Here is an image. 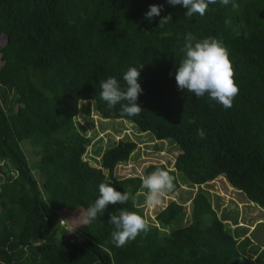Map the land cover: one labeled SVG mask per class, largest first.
I'll list each match as a JSON object with an SVG mask.
<instances>
[{"label": "trees", "instance_id": "trees-1", "mask_svg": "<svg viewBox=\"0 0 264 264\" xmlns=\"http://www.w3.org/2000/svg\"><path fill=\"white\" fill-rule=\"evenodd\" d=\"M235 2L233 9L217 0L203 16L186 17L187 9L168 0H0V264H221V253L229 256L225 264H264V239L255 230H232L226 222L237 226L235 214L218 216L209 192L193 191L224 177L264 210V0ZM153 4L162 10L149 21ZM189 32L228 49L239 88L231 108L177 87ZM142 64L143 110L121 115L119 104L109 108L100 98V81L115 77L123 87V74ZM83 103L104 120H125L150 140L170 141L178 152L173 166L150 164L141 176L118 177V165L139 150L125 138L110 142L91 166L85 156L92 139L75 126ZM22 140L29 142L23 147ZM33 168L57 203L42 197ZM157 168L175 177L167 195L177 200L155 213L158 225L147 234L116 247L109 213L124 207L146 219L141 177ZM101 183L131 191L135 202L110 204L78 227L80 241L71 239L60 212L86 210ZM187 202L189 222L182 225Z\"/></svg>", "mask_w": 264, "mask_h": 264}, {"label": "clouds", "instance_id": "clouds-1", "mask_svg": "<svg viewBox=\"0 0 264 264\" xmlns=\"http://www.w3.org/2000/svg\"><path fill=\"white\" fill-rule=\"evenodd\" d=\"M216 2L217 0H168L171 5H182L187 9L186 17H192L194 14L203 16L208 5ZM219 2L224 6L231 4L233 9L239 7L235 0H219ZM161 10L162 6L150 5L145 18L151 21L153 17L160 15ZM169 19H171L170 14L162 18L160 24L166 23ZM230 23L229 19L225 20L226 25ZM180 51L184 56L175 72L177 87L180 90L194 93L196 97L207 95L210 101H216L225 109L231 108L234 98L239 93V88L234 81L235 73L228 49L223 45V42L213 37L197 40L189 32ZM142 68L143 64L139 67H129L123 74V87L115 77L100 81V98L107 102L109 108H115L119 104L121 115L128 117L140 115L143 109L137 100L143 91L138 82ZM189 122L195 123V120L192 119ZM197 134L204 138L202 129H198ZM141 179L142 187L147 190L145 205L149 208L159 206L162 199L167 194L172 193L176 187L175 177L170 174L169 170L162 168H157ZM130 200L135 202V196L132 195L131 191H117L112 185L101 183L98 198L83 213V222L84 224L91 223L110 204L126 205ZM109 216L108 222L114 226L111 238L116 247H123L141 232L147 234L149 231V224L146 219L124 207L115 213H109ZM73 238L78 240V237L73 236ZM73 240L71 241L73 242Z\"/></svg>", "mask_w": 264, "mask_h": 264}, {"label": "rangeland", "instance_id": "rangeland-1", "mask_svg": "<svg viewBox=\"0 0 264 264\" xmlns=\"http://www.w3.org/2000/svg\"><path fill=\"white\" fill-rule=\"evenodd\" d=\"M3 36V35H2ZM0 37V49L5 45L6 38ZM1 57V53H0ZM90 104L83 103L80 105L79 114L76 117V128L84 133L86 136L91 137V144L87 149V154L85 159L88 160L91 166L99 165V157L102 154V150L106 148L107 145L114 143L120 139H130L139 144L138 152L131 157V160L126 164L118 165L116 169V174L120 178H125L129 176H141L143 169L150 164H164L168 161H171V166L175 157L178 155L172 147L174 146L170 141H153L150 140L145 134H138V132L125 120H114L108 119L104 120L95 113L90 112ZM14 130L21 134V127L17 124ZM18 134V137H19ZM20 138V137H19ZM139 138V140H137ZM29 141L22 140L21 145L24 147ZM28 147V146H26ZM25 151L28 154H33V151L29 148ZM162 148V149H160ZM98 152V155H93V151ZM171 150V151H170ZM31 166L35 164V159L33 158L29 162ZM1 166V163H0ZM33 176L37 179L39 183V189L41 191L42 197L46 200L50 198L49 194H46L42 188V181L38 177V171L33 168ZM205 190L209 192L212 205H218L217 210L218 216L222 213H227L230 217L237 218V226L233 225V222L229 219L227 224L232 230L241 232L242 229H248L249 233L245 236H250V232L255 230V236L258 238L264 239V210L255 206L246 200L243 194L238 190L233 189L224 177H218L212 182H209L206 185L200 187L195 186L193 191L198 189ZM180 190H187L185 186H182ZM179 195V194H178ZM180 196V195H179ZM52 202H55L53 197L50 198ZM177 200V195H166L162 199V203L155 207L149 208L145 205V197L140 205L143 209L144 216L148 221L149 225H158L155 223L154 217L155 213L164 208L170 201ZM219 199V200H218ZM185 217L182 221V225H187L189 222V212L190 206L189 202L185 203ZM84 209H79L74 212L61 211L60 221L61 224L65 227L67 233L72 237H78V240H81L83 237L78 233L77 229L80 225L84 224ZM233 214V216H231ZM254 239V238H253ZM256 239H254L255 242ZM264 244V243H262ZM229 256L225 253L220 254V263L225 264L228 261Z\"/></svg>", "mask_w": 264, "mask_h": 264}]
</instances>
